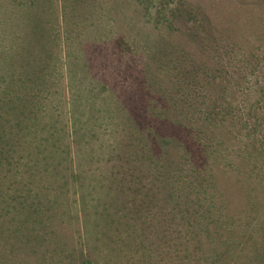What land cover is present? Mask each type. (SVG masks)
Masks as SVG:
<instances>
[{
	"label": "rangeland",
	"instance_id": "1",
	"mask_svg": "<svg viewBox=\"0 0 264 264\" xmlns=\"http://www.w3.org/2000/svg\"><path fill=\"white\" fill-rule=\"evenodd\" d=\"M26 2L25 9H29L26 13L31 15L28 20L38 26L31 36L33 40L30 53L36 61L34 66H42L41 75L45 71L48 85H45L44 89L51 91L47 101L57 105L59 99L66 98L64 118L70 123V128L74 110L82 119L83 112L90 113L94 108L101 110L94 114L100 123L91 129L95 132L92 138L94 153L91 155L90 150L84 149L82 141L73 139V151L82 158L91 155L92 159L90 165H80L79 171H84L85 176L94 179L88 181V187L85 188V181L77 174L75 189L69 195L71 199L74 197L76 204H72L71 212H66L64 220L67 224H62L59 215L57 218L61 226V240H71V245L60 252L66 254L68 249L74 250L75 245L80 249L84 239L87 247H83L84 255H79L76 250L74 252L77 255L76 263L79 264H88L87 259L92 256L98 264H257L256 251L264 250V179L253 171L240 173L246 174L244 181L250 185H244L246 192H250L252 196L248 195L247 203L250 204L252 198H257L261 205H257L260 212L251 215H227L223 201L229 202L232 199V206L240 201V189L233 186L229 177L237 175L239 170L225 162L226 151L223 147L232 153L237 165L241 161L236 155L238 145L235 141L244 139V132H233L231 123L238 124L241 119H248L251 125H264V120L261 119L264 116V104L259 114L260 120L255 113L249 116V109H253L252 103L259 100L264 102V0ZM85 12L88 15L83 18L82 16L87 14ZM10 15L11 13H8V17ZM0 17L3 18L0 43L18 41L22 44L28 28L20 25L17 17L9 21L13 26L7 24L6 15L1 13V8ZM70 21L86 22L83 32L71 30ZM50 33L54 35H49ZM53 46L55 53L59 54V64L56 61L57 82L52 84L54 78L46 62L49 54L53 58ZM166 52L169 54L166 55ZM170 63L173 66L177 63V68L172 69ZM50 69L54 71V66L51 65ZM181 71L185 72V77L178 76ZM246 72H251L253 76H247ZM190 78L196 81L201 96L204 93L209 96V87L226 88L223 93L212 96V101L221 109L220 117L223 121H215L214 127L218 129L222 141L218 142L222 144L220 146H223V151L219 149L217 155L220 160L215 159L211 167L218 177L223 173L228 178L227 181L219 180L220 187L214 192L217 197L209 198V207L218 216V226L210 218L204 219L211 223V227L200 219L203 224L198 230L190 231V235L189 230L179 226L175 235L172 233L168 236L166 232L164 241L156 235L160 231H166V226L168 230L171 226L177 227L176 223H163L162 220L169 222L168 218L160 217L175 212L170 206V210L162 212L152 209L154 217L150 221L144 216L119 221L122 231L123 227H126L127 231L134 227L133 231L142 232L146 237L144 240H120L121 231L116 230L119 225L114 224V219L119 213L129 212L126 207L131 204L132 194L125 187H134L135 181L128 182L129 173L124 160L131 151L141 158L143 167L151 166L154 173L158 167L159 172L164 174L159 166L153 164L157 160L171 168L178 166L183 172L193 165L210 168L209 151L194 145V133L199 132L202 122L198 121L197 116L195 121H192L190 116L187 118L185 112L179 111L178 114H186L180 119L171 107L174 100L171 93L179 79L187 82ZM244 86L248 89H244ZM82 87L91 89L94 93L90 96L94 97L92 103L88 101L90 97H76L77 91ZM211 94L213 95V92ZM85 100L87 108L84 109L82 106ZM102 100L109 109L102 104ZM112 107L117 121H126L132 126L139 150L136 145L133 150H128L127 144L122 140L124 133L106 130L108 125H112L107 122L112 115ZM161 107L164 110H161ZM243 107L246 108L245 111ZM147 123L152 126L151 129H143V125ZM171 129L179 131L176 136L178 138L168 139L167 133ZM79 131L85 133L81 129ZM191 131L194 133L191 134ZM144 147L146 153L150 150L149 155L142 154ZM115 155H119L121 160L114 161ZM98 159L103 160L93 163ZM200 161H203L204 165ZM110 172L117 177V180L110 182L111 188L116 189L109 192L111 198L103 199L104 189H100L96 177ZM147 172L152 175L149 169ZM150 178L153 179L152 176ZM89 185H92L93 189ZM170 194V191L163 193V201L167 206V200L171 196L173 199V194ZM84 199L88 200V206L85 205ZM243 200L244 198L241 199ZM133 213L140 214V211ZM142 214L145 215L144 212ZM220 223L225 227L221 228ZM97 233L100 235L99 241L96 238ZM132 243H136L133 244L135 249H132ZM140 243L164 255L178 252V262L171 260L161 263L160 258L149 254L145 256L151 258L150 262L142 260V257L134 255V252L137 254L136 252L141 250L138 249L142 247ZM46 244L47 242L43 246ZM16 247L15 252H22ZM30 251L28 249L27 253ZM60 256V264H66L65 255ZM213 256L215 259H212Z\"/></svg>",
	"mask_w": 264,
	"mask_h": 264
},
{
	"label": "trees",
	"instance_id": "2",
	"mask_svg": "<svg viewBox=\"0 0 264 264\" xmlns=\"http://www.w3.org/2000/svg\"><path fill=\"white\" fill-rule=\"evenodd\" d=\"M25 2L26 0H3L0 2L1 13H5L7 24L12 25L9 21L17 17L20 25L28 28L24 40L22 39V44L18 41H10L6 44L0 43V264H60V255H65L66 264H79L76 263L75 258H77V255L74 252L76 250L79 255H84L83 247L87 248L84 239L80 249H77L78 245H75L73 246L74 250L68 249L66 254L60 252V250L67 249L71 245V240L68 242L61 240L59 235L61 226L57 218L59 215L62 224H67L64 220L66 212H71L72 204H76L74 197L73 201L69 195L75 189L74 184L77 180V174L85 181L83 186L85 188L88 187V181L94 179L91 176H85L84 171L80 172L79 169L80 165L84 163L91 164L92 159L90 156L95 150V145L92 142L95 132L91 129L100 123V120H96L94 114L101 110L94 108L90 113L83 112L84 119L78 117L74 110L70 128V123L65 121L64 118L65 107L67 106L66 98L59 99L57 105L47 101L51 91L44 89L45 85H48L45 80V71L41 75L43 68L42 66H34L36 61L30 53V45L33 40L31 36L38 29V26L28 20L31 15L26 13L29 9H25V4L28 3ZM8 13H11L9 17ZM87 15L88 13L82 17H87ZM2 21L3 18L0 17V27L3 26ZM70 22L71 30L75 29L76 32H83L86 22ZM49 35L54 34L50 33ZM51 50L53 58L50 54L47 56L46 66L54 78L53 84L57 82L56 61L59 64V54L55 53V46ZM165 54L167 55L169 52ZM42 61L45 62L44 59ZM53 61H55V64H53ZM16 65L19 67H16ZM51 65L54 66V71L50 69ZM170 67L176 69L177 63H175V66L170 63ZM169 71L171 72V70ZM63 73L61 77H63ZM186 75L189 76L188 73ZM246 75L253 76L251 72H246ZM178 76L185 77V72L181 71ZM193 79L190 78L187 82L179 79L176 88L171 93L174 99L171 107L180 119H183L182 117L187 114V118L190 116V120L195 121L197 116L198 121L202 122L200 123L202 125L199 132L195 131L194 133V131H191V134L194 133L196 137L194 145L201 150L207 149L209 151L211 155L209 156L210 161H208L210 168L193 165L188 171L183 172L178 166L171 168L166 166L167 164H164V162L157 160L153 164L159 166L164 174L159 172L158 167L155 174L151 166L146 165V168L143 167L141 158L139 159L137 154L131 151L124 160L129 173L128 182L135 181L134 187H125L132 194L131 204L126 207V210H129L128 214L119 213L114 219V224L119 225L116 230L121 231L120 240L131 239L132 241L135 238L144 240L146 237L142 232L133 231L134 227L129 228L131 231H127V228L123 227L122 231L119 221L137 219L142 216L150 221L154 217L151 212L152 209L162 212L170 210L169 207L171 206L175 211L160 216L164 219L168 218L169 222L162 220L163 223H176L177 226L176 228L171 226L170 230L166 226V231H160L156 235L164 241L167 236L165 233L167 232L168 236L172 233L175 235V230L179 226L189 230L190 235V231L198 230L201 227L203 224L201 220H204L211 227V223L204 218H210L216 224L218 216L209 207V198L217 197L214 192H216L217 187H220L219 180H228L223 173L218 177L211 167L214 165L215 159L220 160L217 155L219 149L220 151H223V149L226 151L225 162L239 170L237 175L229 177L233 186L240 189V201L233 206L232 199L229 202L228 200L223 201L227 215L232 213L251 215V213L258 214L260 212L257 205H261L257 198L254 197L250 204L247 203L250 192H246L244 185H250L244 181V175L246 174L240 173L249 170L250 172H256L264 179V125L261 123L251 125L248 119H241L238 124L231 123L233 132H244V139L241 138L239 141H235L238 145L236 155L241 161L236 165L232 153L225 147L222 146V149L220 146L222 144L218 140L222 141L218 129L214 127L215 121L223 120L220 117L222 116L221 109L217 103L212 101L214 98L212 96H215L216 93H223L226 88L209 87L207 91L209 96H206L205 93L201 96L200 89ZM47 81L49 82V80ZM245 88L246 86H244ZM91 91V89L82 87L77 91L76 97L87 98L93 96L94 93ZM211 92H213V95ZM245 96H247V93H245ZM93 100L94 97L88 98L90 103ZM86 102L87 100L84 101L82 106L84 109L87 108ZM102 104L109 109L103 100ZM263 104V100L252 103L253 109H249V116L255 113V116L259 119ZM160 109L164 110L162 107ZM110 110L112 115L107 119V122L112 123V125H108L106 130L124 133L122 140L127 144L129 151L133 150V146L136 145L137 147L138 140L137 136L135 137L133 134L132 126L125 120L124 123L117 121L113 107ZM243 110L245 111L246 108L243 107ZM179 111L186 114H178ZM261 119L264 120V116ZM151 127L148 123L143 125V129H151ZM80 129L85 133H81ZM178 133L179 131L171 129L167 133L168 139L178 138L176 137ZM73 139L82 141L84 149L90 150L91 155L86 158L78 156L73 151ZM142 150L143 155L146 156L147 153L149 155L150 150L146 153V147ZM113 159L118 162L121 157L115 155ZM100 160L103 159H98L93 163H98ZM203 161H200V163L204 165ZM147 169L150 170L152 175L147 172ZM115 174H117V171ZM115 174L110 172L107 175L100 174L96 177L100 189H104L103 199L105 197L111 198L109 192L116 189L111 188L110 184L111 181L117 180ZM151 176L154 180L150 178ZM106 183L109 184L106 185ZM91 188L93 189V187ZM169 191L173 194V199L171 196L167 200V206L163 201V193ZM243 198L245 202L244 200L241 201ZM84 202L88 206V200L84 199ZM163 206H165L164 209ZM103 210L107 211L106 209ZM134 211H140V214H134ZM143 212L145 215L142 214ZM216 226H218V223ZM219 226L221 228L225 227L222 223ZM96 235L99 241L100 235L98 233ZM46 242L47 244L43 246ZM133 244L136 243H132V249H135ZM140 244H142V247L137 248L141 250L136 252L137 254L134 252V255L142 257V260L151 261V258L145 256V254L156 255L161 259V263L170 262L171 260L175 262L180 256L178 252L169 255L156 253L148 245ZM15 247L22 252H15ZM28 249L31 250L29 253H27ZM256 252L258 258L256 263L264 264V250H257ZM214 256L212 259H215ZM92 257L87 259V263L98 264L95 257H93L95 260Z\"/></svg>",
	"mask_w": 264,
	"mask_h": 264
}]
</instances>
